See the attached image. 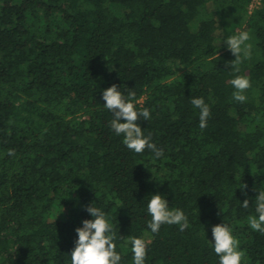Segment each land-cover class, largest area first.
I'll use <instances>...</instances> for the list:
<instances>
[{
  "label": "trees",
  "instance_id": "1",
  "mask_svg": "<svg viewBox=\"0 0 264 264\" xmlns=\"http://www.w3.org/2000/svg\"><path fill=\"white\" fill-rule=\"evenodd\" d=\"M238 30L252 47L235 73L224 40ZM237 74L251 84L244 103ZM113 84L149 109L138 123L163 157L110 130L102 91ZM194 97L210 106L205 129ZM261 187L264 0H0V264H71L94 201L118 236H144L146 264H218L207 239L223 222L244 264H264V234L247 224ZM152 193L184 210L185 231L145 235Z\"/></svg>",
  "mask_w": 264,
  "mask_h": 264
},
{
  "label": "clouds",
  "instance_id": "2",
  "mask_svg": "<svg viewBox=\"0 0 264 264\" xmlns=\"http://www.w3.org/2000/svg\"><path fill=\"white\" fill-rule=\"evenodd\" d=\"M259 6V4L256 5V7ZM252 7V5L249 6L250 13ZM249 39L247 31H237L224 40L227 48L235 56L231 63V69L235 73L240 71L238 65L242 57L248 59L251 56L252 45L247 43ZM230 84L234 89L232 98L244 103L247 97L243 93L250 88V80L247 76L237 74L231 79ZM102 99L104 108L112 114V119L108 122L110 130L116 136L122 137V142L127 149L141 153L147 148L154 154V159L164 156V150L152 141L150 135H145L138 123L141 118L145 121L151 119V113L147 107L137 106L134 102V92L125 94L113 84L103 89ZM190 103L194 108L199 109L198 126L200 129H205L211 115L209 104L203 97L191 98ZM13 154V150L8 151L9 156ZM255 191L257 195L254 201V214L247 217V224L251 230L264 234V187L256 188ZM240 206L247 209L249 199L241 202ZM86 211L91 219H84L82 225L75 229L77 238L69 255L71 264H121L122 255L117 251L116 243L118 239L124 240L125 245H130L131 264H146L148 241L144 236L129 235L126 238L118 236L111 216L102 207H98L95 201L86 207ZM146 211L151 219L146 222L148 231L145 235L157 234L164 224L177 225L181 232L189 227L188 216L184 210L170 207L165 196L160 193L150 194ZM211 235L212 239H207V242L217 255L218 264H244L245 252L240 248L233 227L229 223L213 225ZM125 250L128 249L125 248Z\"/></svg>",
  "mask_w": 264,
  "mask_h": 264
},
{
  "label": "built area",
  "instance_id": "3",
  "mask_svg": "<svg viewBox=\"0 0 264 264\" xmlns=\"http://www.w3.org/2000/svg\"><path fill=\"white\" fill-rule=\"evenodd\" d=\"M258 1V0H257ZM252 6H254V4H252ZM253 8V7H252Z\"/></svg>",
  "mask_w": 264,
  "mask_h": 264
},
{
  "label": "rangeland",
  "instance_id": "4",
  "mask_svg": "<svg viewBox=\"0 0 264 264\" xmlns=\"http://www.w3.org/2000/svg\"><path fill=\"white\" fill-rule=\"evenodd\" d=\"M239 31V30H238Z\"/></svg>",
  "mask_w": 264,
  "mask_h": 264
}]
</instances>
